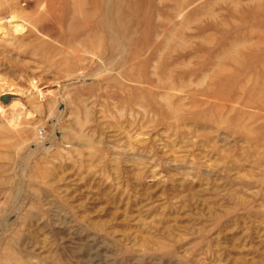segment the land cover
Listing matches in <instances>:
<instances>
[{
	"label": "rangeland",
	"instance_id": "obj_1",
	"mask_svg": "<svg viewBox=\"0 0 264 264\" xmlns=\"http://www.w3.org/2000/svg\"><path fill=\"white\" fill-rule=\"evenodd\" d=\"M0 264H264V0H0Z\"/></svg>",
	"mask_w": 264,
	"mask_h": 264
},
{
	"label": "bare ground",
	"instance_id": "obj_2",
	"mask_svg": "<svg viewBox=\"0 0 264 264\" xmlns=\"http://www.w3.org/2000/svg\"><path fill=\"white\" fill-rule=\"evenodd\" d=\"M7 1V0H6ZM109 1V0H108ZM40 2V1H39ZM78 3H80V2H78ZM84 3V2H83ZM107 3H109V2H107ZM107 3H106V5H107ZM5 4H7V3H5ZM40 5V4H39ZM85 5V4H84ZM105 9H107V8H105ZM10 11V10H9ZM107 11V10H106ZM15 12V11H14ZM13 12V13H14ZM74 13V12H73ZM16 14V13H15ZM74 14H76V12L74 13ZM78 15V14H77ZM13 16V15H12ZM17 18V17H16ZM12 19V18H11ZM16 20V19H15ZM12 21V20H11ZM19 22V21H18ZM46 22V21H45ZM105 22H106V19H105ZM69 23V22H68ZM171 23V22H170ZM16 24V23H15ZM19 24V23H18ZM80 25V24H79ZM13 29H16L17 31H19V32H21L23 29H24V27L23 26H21V25H14V27H13ZM78 29H80V28H78ZM112 32V31H111ZM113 33V32H112ZM54 34V33H53ZM65 34V33H64ZM58 35V34H57ZM44 36V35H43ZM42 36V37H43ZM68 37V36H67ZM71 37V36H70ZM117 37V36H116ZM47 39H48V37H47ZM85 40V39H84ZM120 40V39H119ZM71 41V40H70ZM72 41H75L74 39L72 40ZM69 42V41H68ZM82 43V42H81ZM58 44V43H57ZM68 44V43H67ZM78 43H76V45H77ZM121 45V44H120ZM124 45V44H123ZM166 46V45H165ZM126 48V47H125ZM166 48V47H165ZM65 49H67V48H65ZM123 49V48H122ZM68 50V49H67ZM71 51V50H70ZM122 51V50H121ZM72 52V51H71ZM73 53V52H72ZM91 54V53H90ZM124 54V53H123ZM122 55V54H121ZM225 56V55H224ZM230 57V56H229ZM225 59V58H224ZM224 59H222L223 61H224ZM228 59V58H227ZM230 59H232V57H230ZM219 60L221 61V59L219 58ZM230 61H232V60H230ZM158 62V61H157ZM156 62V63H157ZM225 62V61H224ZM159 64V63H158ZM154 70V69H153ZM159 79V78H158ZM158 81V80H157ZM164 81V80H163ZM166 99H167V96L165 97ZM167 101V100H166Z\"/></svg>",
	"mask_w": 264,
	"mask_h": 264
}]
</instances>
